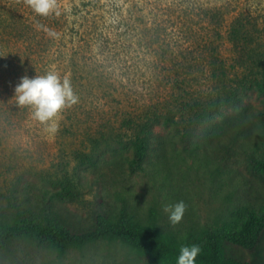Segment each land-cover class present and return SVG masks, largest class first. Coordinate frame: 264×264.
Returning a JSON list of instances; mask_svg holds the SVG:
<instances>
[{"label": "rangeland", "instance_id": "1", "mask_svg": "<svg viewBox=\"0 0 264 264\" xmlns=\"http://www.w3.org/2000/svg\"><path fill=\"white\" fill-rule=\"evenodd\" d=\"M56 4L57 12L45 17L26 0H0L1 216L20 225L21 215L30 212L41 220L56 216L89 228L97 212L125 203L164 233L184 236L219 222L230 210L264 205V176L253 166L264 134L263 98L254 90L226 95L207 59L216 50L225 62L227 91L249 76L247 68L239 67L230 37L240 18L253 39L247 54L264 63V0ZM217 9L223 14L218 24L204 14ZM52 71L67 77L78 96L55 120V133L34 118L31 107L18 108L13 98L22 77ZM165 103L175 106L177 118L166 130L155 127L163 139L164 163L153 165L162 162L153 148L143 169L133 167L136 125L152 107ZM59 193L69 195L61 199ZM180 201L186 212L173 225L164 209ZM228 251L252 258L250 252ZM258 254L257 264H264V242ZM0 264L145 260L121 243L60 255L21 242L0 252Z\"/></svg>", "mask_w": 264, "mask_h": 264}, {"label": "trees", "instance_id": "2", "mask_svg": "<svg viewBox=\"0 0 264 264\" xmlns=\"http://www.w3.org/2000/svg\"><path fill=\"white\" fill-rule=\"evenodd\" d=\"M204 14L216 24L222 21L223 14L219 9L205 10ZM246 24L244 19L235 20L230 37L239 55V67L247 68L249 76L236 83L235 91H227L228 68L216 50H212L210 58H207L208 67L212 78L217 80V85L224 89L226 95H236L239 90L258 91L263 98V109L259 118L264 123V63L247 54L253 39ZM196 103L199 105V102ZM214 105L216 102H212L210 106ZM174 108L175 106L166 103L152 107L137 123L133 167L143 169L144 161L153 148L161 152L153 156H161L162 159V162L156 161L153 165L160 167L164 163L165 149L160 148L164 147V143L161 134L156 133L155 127L165 129L176 123ZM179 112L181 116H185L180 107ZM257 153L258 157L253 160V166L256 172L264 176V134L261 136ZM67 195L69 193H59L57 197L64 199ZM24 214L21 215L20 225H13L12 220L0 215V252L8 251L13 245L21 242L35 243L60 255L99 243H121L141 255L145 264H176L181 247L195 244L201 247L196 264H257L258 252L264 242V205L258 208L244 206L230 210L219 222L207 224L204 229L192 231L184 236L178 233H164L157 223L139 219L125 203L117 210L106 209L97 212L89 228L70 224L56 216H47L41 220L34 218L30 212ZM228 247L240 252H250L251 260L246 261L231 255Z\"/></svg>", "mask_w": 264, "mask_h": 264}, {"label": "clouds", "instance_id": "3", "mask_svg": "<svg viewBox=\"0 0 264 264\" xmlns=\"http://www.w3.org/2000/svg\"><path fill=\"white\" fill-rule=\"evenodd\" d=\"M26 2L33 12L40 16L47 17L57 12L56 0H26ZM13 98L18 108L31 107L34 110V118L47 125V131L51 133L57 131L55 120L61 112L78 102V96L73 90L71 81L67 77L61 79L54 71L43 76L22 77L15 87ZM164 211L170 213L169 220L175 225L182 221L186 212V204L180 201L165 208ZM200 253L199 245L183 246L176 264H196Z\"/></svg>", "mask_w": 264, "mask_h": 264}]
</instances>
